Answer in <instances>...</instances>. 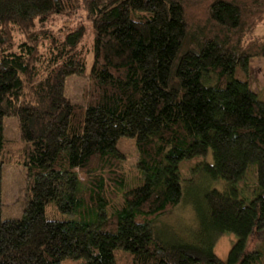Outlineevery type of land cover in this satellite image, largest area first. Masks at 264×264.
Wrapping results in <instances>:
<instances>
[{
  "label": "trees",
  "instance_id": "trees-1",
  "mask_svg": "<svg viewBox=\"0 0 264 264\" xmlns=\"http://www.w3.org/2000/svg\"><path fill=\"white\" fill-rule=\"evenodd\" d=\"M261 25L264 0H0V264H116L117 250L128 264H264L247 246L264 230V102L249 80ZM71 76L83 103L66 95ZM124 137L144 177L128 191ZM211 150L198 231L155 239L182 201L181 163ZM6 165L27 173L20 219H2ZM51 203L74 219H49ZM226 233L238 241L223 261Z\"/></svg>",
  "mask_w": 264,
  "mask_h": 264
},
{
  "label": "rangeland",
  "instance_id": "rangeland-1",
  "mask_svg": "<svg viewBox=\"0 0 264 264\" xmlns=\"http://www.w3.org/2000/svg\"><path fill=\"white\" fill-rule=\"evenodd\" d=\"M72 21L75 20L71 16ZM62 21V20H61ZM257 35H264V25L256 30ZM91 42L93 35L89 36ZM92 60V56L90 57ZM91 64L89 65V69ZM250 84L252 89L258 93L260 99L264 102V59L255 58L250 61ZM85 83L83 79L71 76L67 80L66 95L73 103H83ZM4 135L7 140H19V122L16 118H6L4 121ZM117 148L124 154V163L130 169L129 180L125 191L140 186L144 182V177L137 169L136 162L138 151L136 140L124 137L118 141ZM205 164V165H204ZM206 165H214L212 150L204 159L194 160L193 162H183L180 166V172L183 177V198L179 205L166 216L157 218L153 222L154 238L170 243H185L191 240L193 234L199 229V221L194 208L196 201H202L201 194L204 192V186L209 185ZM249 179V175L247 174ZM216 189L223 190V183L217 182ZM246 182L241 184L244 187ZM254 184L251 183V186ZM242 188H240L241 190ZM2 219H20L24 215L27 191V173L22 166L6 165L3 169L2 182ZM248 199L253 196L250 192H241L240 197ZM122 195V194H121ZM123 199V196H122ZM46 215L49 219L58 221H70L74 216L61 213L54 203H51L46 209ZM238 241V237L233 233L223 234L214 246L215 254L223 261H226L233 245ZM247 246L251 250L264 252V230L254 233L248 238ZM116 264H128L127 253L123 250H117ZM65 264H76L68 261Z\"/></svg>",
  "mask_w": 264,
  "mask_h": 264
}]
</instances>
